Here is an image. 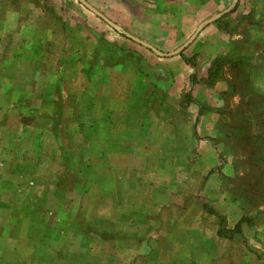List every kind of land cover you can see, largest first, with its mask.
Instances as JSON below:
<instances>
[{"label": "rangeland", "instance_id": "374dc122", "mask_svg": "<svg viewBox=\"0 0 264 264\" xmlns=\"http://www.w3.org/2000/svg\"><path fill=\"white\" fill-rule=\"evenodd\" d=\"M94 1L0 0V264H264V0L167 58Z\"/></svg>", "mask_w": 264, "mask_h": 264}, {"label": "crops", "instance_id": "0c3cea01", "mask_svg": "<svg viewBox=\"0 0 264 264\" xmlns=\"http://www.w3.org/2000/svg\"><path fill=\"white\" fill-rule=\"evenodd\" d=\"M228 2L229 0L94 1L97 6L107 7L109 13L105 14L122 29L153 47L167 49L189 39L199 24L220 14L228 6ZM170 64L182 66L180 59L176 58ZM186 70L188 73L189 69ZM181 77L176 78L173 88H178Z\"/></svg>", "mask_w": 264, "mask_h": 264}, {"label": "water", "instance_id": "95a60500", "mask_svg": "<svg viewBox=\"0 0 264 264\" xmlns=\"http://www.w3.org/2000/svg\"><path fill=\"white\" fill-rule=\"evenodd\" d=\"M83 4L85 5V7H87L89 10H91L93 13H95L98 17H100L101 19H103L104 21H106L107 23H109L110 25H112V23L101 13L99 12L97 9H95L93 6H91L90 4H88L87 2L83 1ZM231 9L225 11L224 13H221L219 15H217L216 17L206 21L199 29L198 31L193 35V37L187 41L181 48H179L178 50H176L175 52L173 53H170V54H163L159 51H157L153 46H151L150 44L142 41L141 39L127 33V32H123V34L128 37L129 39H131L132 41L156 52L158 55H160L161 57H174V56H178L180 54H182L193 42L194 40L196 39V37L198 36L201 28L204 26V25H208V24H211L219 19H221L226 13H228Z\"/></svg>", "mask_w": 264, "mask_h": 264}]
</instances>
